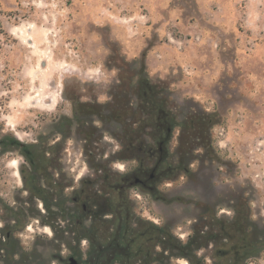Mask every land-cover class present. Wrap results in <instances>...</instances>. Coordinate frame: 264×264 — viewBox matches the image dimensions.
<instances>
[{
    "label": "rangeland",
    "instance_id": "obj_1",
    "mask_svg": "<svg viewBox=\"0 0 264 264\" xmlns=\"http://www.w3.org/2000/svg\"><path fill=\"white\" fill-rule=\"evenodd\" d=\"M0 25V264H61L78 246L68 220L45 222L49 211L24 179L30 162L6 136L50 156L56 146L49 171L66 184L64 210L92 209V195L118 204L103 194L113 192L103 173L149 170L159 156L154 119L124 132L147 119L143 78L178 123L168 164L185 139L190 168L159 177L153 191L131 185L132 214L185 242L197 224L207 230L213 215L231 218L243 202L264 237V0H0ZM192 114L202 120L188 132L180 123ZM216 246L195 254L213 264ZM245 264H264V251Z\"/></svg>",
    "mask_w": 264,
    "mask_h": 264
},
{
    "label": "trees",
    "instance_id": "obj_2",
    "mask_svg": "<svg viewBox=\"0 0 264 264\" xmlns=\"http://www.w3.org/2000/svg\"><path fill=\"white\" fill-rule=\"evenodd\" d=\"M149 84V80L146 78L140 80V88L146 87L145 91L140 90V111L142 110L144 114H147V119H144L142 125L135 129L130 124H126L124 132L127 133L130 130L131 133L137 134L146 124H151L152 119H154L155 127L160 129L161 132L157 140L158 148L156 150L159 156L149 170L156 169L155 172L160 178L165 174L166 178H174L180 173L189 171L188 141L182 139L179 161L168 164V143L178 123L175 115L170 112L168 104L164 99L158 98V92L154 91L153 86ZM122 112V110L118 113L115 112V115L117 114L119 118H117L118 120H120ZM115 115L113 114V116ZM44 117L46 118V116ZM62 119L63 121H69L66 117ZM200 120H202V116L192 114L180 124L188 132L190 130L195 131V124H200ZM6 139L11 146L21 149L30 162L31 170L29 174H24V179L32 196L42 199L49 211L44 215L45 222L51 224L53 220L60 217L65 218L69 221V229L75 234L77 243L82 238H88L92 243L112 242L119 244L122 248L121 252H123L122 255L118 256L119 258H144L149 261V264L152 260L158 259H160L161 264H167L168 256H165V252H175L178 256L187 257L191 264H206L204 259L199 258L195 252L210 243L217 245L216 259L213 264H245L249 258L264 251V237L256 236L254 230L250 228V212L247 206L242 208L243 202L237 206L235 215L231 218L226 216L218 218L213 215L214 220L211 221L212 224L207 227V230H205L207 223L197 224L193 233L185 242L178 239L168 227L159 226L151 221L134 216L128 190L133 185L132 173L135 171L124 173L119 178L117 177L118 174L108 171L103 173L104 179L108 180L107 187L113 191L107 192L105 188L103 194H115L119 198L118 204H115L111 197L107 199L110 208L116 210V216L104 221L97 220L86 227L83 219L88 215V212L84 209L83 204L78 209L81 213L70 207H65L64 210L61 202L64 200L66 184L63 180L56 179L49 171L50 168L58 166L55 157L58 156L59 150H56V146L49 147L50 152H52L50 156L47 155V148L22 143L13 135L6 136ZM140 166H142L141 163ZM112 175L115 176V181H109ZM86 182L85 180L84 184ZM89 183L92 184L93 181ZM85 188L83 187L79 193H83V190L86 191ZM94 194L99 193L95 191ZM55 195H58L59 199L56 203L59 205L57 210L52 209V198L55 200ZM98 210L99 208L93 207L90 214L98 217ZM207 212L211 217L212 211L210 208ZM20 215L23 216V212H20ZM158 246L162 247V251H157ZM8 253L13 254L14 248Z\"/></svg>",
    "mask_w": 264,
    "mask_h": 264
},
{
    "label": "flooded vegetation",
    "instance_id": "obj_3",
    "mask_svg": "<svg viewBox=\"0 0 264 264\" xmlns=\"http://www.w3.org/2000/svg\"><path fill=\"white\" fill-rule=\"evenodd\" d=\"M155 170L135 171L132 173V184L153 191L155 189V183L159 180V176L156 174ZM110 197V195H92L88 197L90 201L87 202L95 203L94 207L99 208L98 217L90 214L92 209L88 206L89 203H83L84 209L88 212V215L83 219L84 225L86 226V222L90 221V224L86 227H89L97 220L104 221L116 216V210H112L110 204H108L107 199ZM99 200L103 201L102 204L98 202ZM83 240H87L89 243L83 246ZM83 240L78 243V246L70 250L66 258H57L55 261H59L61 264H69L70 258L74 257L77 264H149V261L144 258H119L118 256L123 254L119 244L112 242L92 243L88 238H84ZM182 259H185V257H182ZM185 260L191 263L188 258ZM150 264H161V261L160 259L152 260Z\"/></svg>",
    "mask_w": 264,
    "mask_h": 264
},
{
    "label": "water",
    "instance_id": "obj_4",
    "mask_svg": "<svg viewBox=\"0 0 264 264\" xmlns=\"http://www.w3.org/2000/svg\"><path fill=\"white\" fill-rule=\"evenodd\" d=\"M69 264H77L76 259L74 257H71Z\"/></svg>",
    "mask_w": 264,
    "mask_h": 264
}]
</instances>
